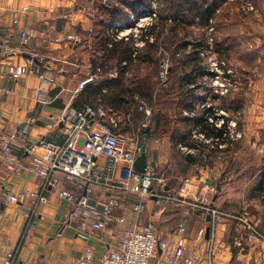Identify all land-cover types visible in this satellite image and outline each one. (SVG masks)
Returning <instances> with one entry per match:
<instances>
[{"label": "crops", "instance_id": "obj_1", "mask_svg": "<svg viewBox=\"0 0 264 264\" xmlns=\"http://www.w3.org/2000/svg\"><path fill=\"white\" fill-rule=\"evenodd\" d=\"M256 8V14L239 15L243 20L237 21L240 32L245 34L243 43L256 51V65L245 90L240 77L236 82L238 91L243 92L236 118L230 119L237 123L239 133L236 173H230L231 170L222 176L223 164H214L210 169L194 166L185 178L191 184L185 194L187 200L202 193L203 181L214 187L210 195L213 207L226 215L216 232L211 260H207L200 244L195 252L198 264H264V0ZM93 10L94 0H0V139L11 138L12 153L19 163L17 172L0 166V194L12 192L18 198L17 204L0 207V260L10 252L17 264H71L85 246L91 247L95 257L105 250L108 234L90 229L80 231L69 221L70 204L60 201L53 188L47 189L45 204L36 206L34 213H30L34 210L32 200L23 195L43 187V181L31 171L23 148L33 146L35 152H41L40 146L61 128L58 121L62 114L68 108L78 110L85 105L79 98L82 91H75L86 74L92 72L82 33L92 29ZM21 32L28 35L25 46L20 45ZM69 34L77 35L80 42L68 41ZM32 53L43 60L29 63ZM238 64L237 68L242 62ZM16 66L33 74L26 72L13 78L9 70ZM236 74L240 76L238 71ZM38 75L52 80L42 86L46 91L42 105L35 102ZM208 79L209 76L203 77L204 82ZM22 130L25 134L20 133ZM144 145L151 169L160 174L172 172V167L177 171L175 177L166 175L169 180L176 178L167 187L170 194H175L180 175L170 159L168 138L149 137ZM63 186L68 187L66 183ZM127 201L134 202V198ZM170 212L169 220L185 226V236L194 246L196 231L207 228L206 214L198 211L186 221L182 208L170 206L167 213ZM238 219L252 226L259 238L247 239L245 224ZM235 240H240L242 247L233 248Z\"/></svg>", "mask_w": 264, "mask_h": 264}, {"label": "built area", "instance_id": "obj_2", "mask_svg": "<svg viewBox=\"0 0 264 264\" xmlns=\"http://www.w3.org/2000/svg\"><path fill=\"white\" fill-rule=\"evenodd\" d=\"M239 11L243 14H256L257 8L251 0H242ZM152 18H156L155 10L152 7L141 6L139 10L130 14L129 25L123 26L119 19L115 20L107 27L106 33L117 39L126 40L129 35L136 39L143 29L152 24ZM142 19L144 22H140ZM210 22L212 23L211 20ZM212 26L206 31L208 49L201 53L202 57L212 55V39L208 37L213 31ZM66 39L73 44L80 42V38L75 34L67 35ZM27 42V33L21 32L20 45L25 46ZM135 45L141 47L143 43ZM32 60L42 61L43 58L37 53H32L29 63H32ZM205 64L209 78L212 80L214 78L213 83L210 79L208 81L213 87L218 88L212 92L225 94L226 85L231 83L225 76H231L232 72L213 55ZM125 65L123 62L122 66ZM88 68L91 69V66L88 65ZM168 68L167 63L160 64L158 77L162 83L166 80ZM26 72L28 70L21 66L11 67L9 70L13 78H19ZM28 74L33 72L29 70ZM100 75V68L88 72L75 92H81L86 84ZM110 76L114 78L115 74ZM51 81L43 75H38L36 104H44L46 91L42 86L50 84ZM236 82L233 86L237 89ZM209 88L212 89L211 86ZM105 92L101 91L102 94ZM133 102L134 108L142 113L144 118L138 129L130 136L119 130L123 115L104 108L97 100V103L86 104L78 110L68 108L58 121L61 128L49 142L40 146L41 152H35L33 146L23 148L24 154L29 158L31 171L43 181L40 191L23 194L34 204V210L30 213H34L39 204H45L44 193L48 192L47 189L53 188L60 201L70 204L69 221L80 231L90 229L92 232L108 234V240L104 243L105 250L100 256L95 257L91 247L85 246L71 264H198L195 252L205 240V226L196 231L195 245L190 246L185 236L184 225L179 224L175 229L159 236L155 224L161 220L168 205L182 208V215L186 221L201 211L209 217L206 254L207 260L210 261L216 239V227L226 216L211 203L210 195L212 196L214 187L201 181L202 193L195 199L187 200L185 194L190 191L189 180H184L177 192L170 194L166 178L149 165L144 173L135 172L133 165L140 149L139 130L148 129L152 113L141 98L134 97ZM217 114L226 115L223 111H218ZM184 115L192 116L187 112H184ZM130 118V115L126 116L125 121L130 123ZM208 121L212 122V119L208 118ZM222 124L223 121L219 120L216 127L220 128ZM227 129L231 138L239 137L235 122H228ZM20 133L25 134V131L22 130ZM191 135L194 139H204L196 130H193ZM218 147L222 150L226 145L221 144ZM178 151L184 155L194 154L184 147H178ZM120 163L122 168L117 177V166ZM0 166L10 172L19 170L18 158L12 153L10 137L0 139ZM64 183L68 185L67 188H64ZM131 197L134 198V202L127 201V198ZM17 202L18 198L12 192L0 194V207ZM25 215L29 218V213ZM238 220L245 224L243 229L247 232V239L259 238V234L252 226L242 219ZM232 246L240 248L242 242L235 240ZM0 264H17V260L13 253L9 252L3 256Z\"/></svg>", "mask_w": 264, "mask_h": 264}, {"label": "trees", "instance_id": "obj_3", "mask_svg": "<svg viewBox=\"0 0 264 264\" xmlns=\"http://www.w3.org/2000/svg\"><path fill=\"white\" fill-rule=\"evenodd\" d=\"M251 1L255 7L260 2ZM136 2L147 3V0H94L92 29L82 33V42L89 55L92 72L100 68L101 75L84 86L80 101L86 105L98 100L104 108L120 112L124 117L125 134L128 131L127 134H132L144 118L133 106V98L139 97L152 110L148 133L145 134L146 129L139 130L140 147L149 137H167L171 146V162L183 177L194 166L210 169L214 164H223L222 176L231 170L230 173H236L240 142L230 137L227 124L231 118H236L243 92L227 90L223 95L212 94V89L202 83L203 77L210 75L206 72L205 58L201 53L208 49L206 31L213 24V31L208 36L212 39L211 53L226 67L235 59L242 62L236 72L240 75L242 90L246 89L256 65V51L243 43L245 34L240 32L237 20L233 21L242 0H172V3H165L171 18L160 16L143 29L139 36L143 43L141 47H136L133 35L125 40L106 33L113 21L128 17L125 8L130 13L135 12L133 6ZM190 28L197 29L199 34L193 35ZM164 50L170 52L171 64L162 83L158 75ZM123 62L125 66H122ZM112 72L114 78L110 76L114 75ZM225 77L234 83L232 76ZM102 90L106 92L102 94ZM206 99L217 102L218 110L205 104ZM196 105H199V110ZM218 111H223L227 117L218 115ZM184 112L192 116H185ZM128 115L130 123L125 121ZM219 120L223 121L220 128L216 127ZM193 130L204 139L192 138ZM221 144L226 145L222 150L218 147ZM178 147L193 151V161H187ZM167 174L171 175V172ZM172 180L167 185L168 189Z\"/></svg>", "mask_w": 264, "mask_h": 264}, {"label": "rangeland", "instance_id": "obj_4", "mask_svg": "<svg viewBox=\"0 0 264 264\" xmlns=\"http://www.w3.org/2000/svg\"><path fill=\"white\" fill-rule=\"evenodd\" d=\"M178 0H175V2H177ZM182 1H184V0H182ZM165 3L167 4V3H172V0H147V3H142V2H136L135 3V5L133 6L134 7V9L135 10H139L140 8H141V6H143V8L144 7H152L154 10H155V14H156V18H158V17H160V16H167L169 19L171 18V17H169L170 16V14L168 15V13H167V11H166V5H165ZM124 9V7H122V10ZM170 11V10H169ZM124 12H127L128 13V17L127 18H121V19H119L120 21H121V23H122V25L124 26V24H127V25H129L130 23H129V16H130V11H129V9H127V8H125L124 9ZM169 13H171V11L169 12ZM163 14V15H162ZM236 17L234 16L233 17V21H235V20H243L242 18H239V14L242 16L243 15V13L242 12H238L237 13V11H236ZM244 15H252V14H244ZM156 18H152L153 20L151 21L152 23H154V22H156L155 20H156ZM247 21H251L250 19L249 20H247ZM124 23V24H123ZM214 24H215V22H214ZM212 27H214V25L212 26ZM190 31L189 32H191L193 35H195V36H197V34H199V31L197 30V29H195V28H190L189 29ZM137 33H139V32H137ZM138 36V38H136V43H140V40H139V36H140V33L137 35ZM202 52H204V51H202ZM162 55H163V57H164V60H163V62H165V63H167L168 64V66H170V64H171V62H170V52L169 51H167V50H164V52L162 53ZM212 55L214 56V58H215V55L212 53ZM212 55H210V56H204L205 58H206V62H207V60H208V58L209 57H212ZM162 62V63H163ZM244 63V62H243ZM238 60H233L232 61V64H230L229 66H227V68L232 72V74H230L233 78H232V80L234 81V83H235V81L236 80H239V76L236 74L237 72H236V70H237V67H238ZM241 65V64H240ZM159 70H160V66H159ZM210 80H212V78H209ZM208 79V80H209ZM213 81H214V78H213V80H212V83H213ZM216 81H218V80H216ZM233 82L232 83H228V85H226L227 83H225V85H226V88H227V90H233V91H235V92H237L239 89L238 88H240V87H238L237 89H234V86H233V84H234ZM205 86H207V87H212V90H218V88L215 86V87H213L212 86V84L210 83V81H208V82H206L205 83ZM234 92V93H235ZM212 94H215L214 92H212ZM205 101V104H207L208 106H212L213 108H215L216 110H218V106L219 105H217L218 103L217 102H215V101H211V100H204ZM197 104V103H196ZM146 106L147 107H149L148 106V104L146 103ZM196 109L197 110H199L200 109V107H199V105H196ZM196 110V111H197ZM151 112H152V110H151ZM224 116H227V115H224ZM126 128H125V125H124V123L123 122H121L120 123V125H119V130H121L122 131V133L123 134H125V132H124V130H125ZM127 133H129V131L127 132ZM125 134L126 136H130L131 134ZM121 168H122V164L120 163L118 166H117V177H119V175H120V172H121ZM172 169H174L173 167H172ZM175 170H177V169H175ZM172 172H174V173H172ZM171 172V175H174L175 176V173L177 172V171H172ZM192 172H195V171H192ZM197 173V172H196ZM158 174H160V173H158ZM160 175H162L164 178H166V180H167V185H168V183H170L171 182V180L173 179V178H170V180H169V178H167L166 177V174H160ZM188 176V175H187ZM187 176H185V177H183L182 175H180V177L179 176H177L178 177V179H180L179 180V184L181 185V182L182 181H184L185 180V178H187ZM173 181V180H172ZM180 185H178L177 186V188L178 187H180ZM177 188H175V189H177ZM169 205L167 206V210L164 212L165 214H164V221L162 222L161 220L159 221H156V228L158 229V235L159 236H161V235H164V234H166L167 232H169L170 230H172L173 228H174V226L175 225H177V223L176 222H174V221H170L169 220V215L171 214V212L170 213H167L168 211H169ZM167 220H169L168 222H166L165 220L166 219ZM178 226V225H177ZM219 226L220 225H217V227H216V231H218V228H219ZM176 227V226H175ZM201 251L202 252H204V255H206V258H207V241L206 240H203L202 242H201Z\"/></svg>", "mask_w": 264, "mask_h": 264}, {"label": "water", "instance_id": "obj_5", "mask_svg": "<svg viewBox=\"0 0 264 264\" xmlns=\"http://www.w3.org/2000/svg\"><path fill=\"white\" fill-rule=\"evenodd\" d=\"M33 62H36V60H33ZM148 133V130H146L145 134ZM185 158L187 161L192 162L193 161V157L190 154H186ZM133 168L135 170L136 173L142 174L145 172L146 168H147V152H146V146L142 145L139 149L138 155L135 159ZM217 192H219L220 187H217ZM207 222H209V217H207ZM208 235H209V228H206V234H205V239H208Z\"/></svg>", "mask_w": 264, "mask_h": 264}, {"label": "bare ground", "instance_id": "obj_6", "mask_svg": "<svg viewBox=\"0 0 264 264\" xmlns=\"http://www.w3.org/2000/svg\"><path fill=\"white\" fill-rule=\"evenodd\" d=\"M140 22H144V20L142 19ZM124 24V23H123Z\"/></svg>", "mask_w": 264, "mask_h": 264}]
</instances>
